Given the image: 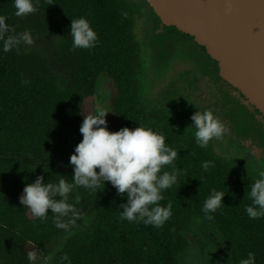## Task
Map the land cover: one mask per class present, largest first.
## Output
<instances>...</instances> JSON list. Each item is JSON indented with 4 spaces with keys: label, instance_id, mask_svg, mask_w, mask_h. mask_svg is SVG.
<instances>
[{
    "label": "trees",
    "instance_id": "obj_1",
    "mask_svg": "<svg viewBox=\"0 0 264 264\" xmlns=\"http://www.w3.org/2000/svg\"><path fill=\"white\" fill-rule=\"evenodd\" d=\"M14 13L13 0H0V14L17 31L56 39L55 58L66 73L55 71L47 55L34 49L0 52V264H28L33 244L51 257L50 264H180L190 245L189 234L198 226L208 231L206 223L223 241L226 264H239L249 251L256 254V264H264V219H249L244 211L251 203L246 193L257 178L220 156L211 142L198 147L195 130L189 127L191 117L171 98L155 103L146 97L142 47L135 32L137 11L129 0H52L51 5L41 0L35 14ZM82 16L90 20L99 43L91 51L73 52L71 19ZM165 47L168 53L172 50ZM200 47L215 65L210 74L223 80L218 62ZM102 77L115 85L108 95L112 111L105 117L109 131L135 129L142 123L163 132L166 143L180 150L176 165L187 171L164 192L160 203L171 202L173 215L161 228L122 221L120 205L126 197L118 195L110 182L95 192L79 188L70 194L69 202L80 197L76 207L83 213L71 231L54 226L51 210L41 222L20 204L24 187L37 176L43 175L45 183L58 182V175L72 178L70 156L83 139L84 117L97 108ZM207 160L215 167L205 173L200 165ZM212 189L226 194L224 205L209 221L201 208ZM61 238L65 243L60 246ZM202 250L210 258L206 264L222 263L218 249L211 253L203 242ZM64 256L68 260L62 261Z\"/></svg>",
    "mask_w": 264,
    "mask_h": 264
},
{
    "label": "clouds",
    "instance_id": "obj_2",
    "mask_svg": "<svg viewBox=\"0 0 264 264\" xmlns=\"http://www.w3.org/2000/svg\"><path fill=\"white\" fill-rule=\"evenodd\" d=\"M44 2L52 4V0ZM40 4L41 0H13L14 15L27 17L35 14ZM7 20L6 15L0 14V52H19L21 47L27 51L35 43L31 30L17 31ZM69 35L73 52L77 49L91 51L99 43L98 34L87 17L71 19ZM108 113L105 108L97 107L84 117L80 127L83 139L70 156L73 166L70 180L58 175V182L45 183L44 176L40 175L34 182L26 184L20 204L32 216L46 222L51 210L54 226L71 231L78 227L77 221L83 213L76 207L80 197L77 195L74 202H69L70 194L79 188L95 192L110 182L118 195L126 197L127 202L120 205L119 218L122 221L161 228L172 218L173 204L168 202L164 206L160 202L165 199L164 192L186 174V169L176 165L180 150L166 143L163 132L142 123L135 129L124 127L116 132L109 131L105 119ZM191 120L193 123L189 127L195 130V143L200 148H206L213 140H221L231 131L210 109L197 110ZM200 167L207 173L215 167V162L203 161ZM225 194L211 190L201 208L204 218L214 220L213 214L224 205ZM246 197L251 201L244 207L249 219H264V171H260L259 178L251 183ZM61 259L68 260V257ZM27 260L28 264H50L51 257L44 256L33 244V250L27 252ZM239 264H256V254L249 251L247 258L239 259Z\"/></svg>",
    "mask_w": 264,
    "mask_h": 264
},
{
    "label": "rangeland",
    "instance_id": "obj_3",
    "mask_svg": "<svg viewBox=\"0 0 264 264\" xmlns=\"http://www.w3.org/2000/svg\"><path fill=\"white\" fill-rule=\"evenodd\" d=\"M129 3L137 11L135 32L142 47L145 67L143 82L146 97L155 103L167 102L171 98L173 102H176L175 105H180L189 117L197 110L204 111L210 108L213 101L219 100L228 116V120L224 124L230 127L231 131L221 140L211 141L215 152L224 158L240 155L241 158L248 161L249 172L255 177L256 172L264 171V147L256 149L255 155L246 146L250 142H256V145L264 143V133L260 134V128H264V119L261 115L236 89L221 79L216 78L217 82L213 81L211 84L209 77L205 76L206 63L200 61L196 50L198 49L203 55L204 61L210 62V59L199 47L191 45L192 48L189 49L179 45L168 53L165 46L172 47L170 40L172 35L177 34L176 30L170 28L164 31L163 27L161 31H151L157 25V18L146 0H129ZM34 38L35 43L30 49L46 54L50 66L55 71L65 74L64 66L55 58L56 39L53 36H34ZM163 48L166 49L163 50ZM114 87L115 85L110 79L102 77L96 93L97 107L105 108L109 112L108 114L112 111L108 104V95ZM238 139H245L247 144L240 145ZM197 228L195 234L192 233L188 236L190 245L181 256L180 264H196L199 252L202 253L205 264L208 263L210 258L202 250L203 242L207 243L211 253L217 251L210 238V233L213 231H210L209 227L208 231L202 227L199 228V226ZM64 243L65 238H61L60 246ZM193 252L196 253L195 256H193ZM228 264L232 263L229 261Z\"/></svg>",
    "mask_w": 264,
    "mask_h": 264
},
{
    "label": "water",
    "instance_id": "obj_4",
    "mask_svg": "<svg viewBox=\"0 0 264 264\" xmlns=\"http://www.w3.org/2000/svg\"><path fill=\"white\" fill-rule=\"evenodd\" d=\"M164 25L205 46L220 76L264 116V0H146ZM226 264L219 236L211 232ZM198 264H205L199 252Z\"/></svg>",
    "mask_w": 264,
    "mask_h": 264
},
{
    "label": "flooded vegetation",
    "instance_id": "obj_5",
    "mask_svg": "<svg viewBox=\"0 0 264 264\" xmlns=\"http://www.w3.org/2000/svg\"><path fill=\"white\" fill-rule=\"evenodd\" d=\"M156 18H157V16H155ZM163 22L161 21V20H159V18H157V25H155L152 29H151V31H161L162 29H163ZM165 29H164V31H167V29H174V30H176V31H181V30H179L178 28L177 29H175V28H172V27H164ZM179 33H177L176 35H172L171 36V40H170V43L172 44L171 46H172V49L174 50V48H176V47H178L179 45L180 46H184L185 48H192L191 47V45H193V46H197V47H199L200 49H201V51L202 52H204V50L200 47L201 45L200 44H198L196 41H195V39H192V38H190V37H188V36H184V35H182V34H179ZM188 37V38H190V39H186V38H183V37ZM193 42V43H192ZM173 50H171V52L173 51ZM193 50V49H192ZM194 51V50H193ZM187 52V51H186ZM196 52H197V54H198V56H199V59H200V61L201 62H205L206 63V68H205V76H208V77H210L209 79L211 80V84H213V81L214 82H217L216 81V77L215 76H213V75H211L210 73H211V69H213L214 67H215V65L213 64V62L210 60V62H208V61H204V57H203V55L199 52V50L197 49L196 50ZM188 53H190V52H188ZM205 53V52H204ZM208 53V52H207ZM191 55H195V54H192L191 53ZM196 56V55H195ZM207 56V55H206ZM208 57V56H207ZM196 58V60H198L197 59V57H195ZM210 67V68H209ZM218 67H219V65H218ZM219 75H220V69H219ZM223 79V78H222ZM222 81H224V79L222 80ZM225 82V81H224ZM226 83V82H225ZM234 88V87H233ZM235 89V88H234ZM214 100H216V99H214ZM208 109H210V110H212L213 111V113L215 114V115H217L222 121H223V123H225L226 124V122H227V120H228V116H227V114H226V112H225V110H224V108H223V106L222 105H220V103H219V100H216V101H213V103H212V105L210 106V108H208ZM261 115V114H260ZM261 117L264 119V117L261 115ZM263 126H264V124H263ZM264 133V128H260V134L261 133ZM262 135V134H261ZM238 142L240 143V145H242V146H245L247 143V141L245 140V139H238ZM245 142V143H244ZM261 145H256V142L255 143H252V142H250L248 145H246L248 148H249V151L251 152V153H253V154H255L256 155V153H255V150L256 149H262V147H264V143H260ZM247 148V149H248ZM226 159L227 160H229V161H232V162H235L236 164H238V165H240L241 167H243V168H245V169H247L248 171H249V166H250V164L248 163V161L247 160H244L243 158H241L240 157V155H232L231 157H226ZM254 174V173H253ZM256 178H259V173L258 172H256ZM214 224H216V223H214ZM205 226L206 227H209L210 225L209 224H205ZM213 232H215V231H213ZM217 235H219L217 232H215ZM209 235V234H208ZM219 238H220V236H219ZM220 240L222 241V239L220 238ZM212 241V240H211ZM222 243H223V241H222ZM215 247L218 249V247H217V245H215ZM218 251H219V249H218ZM220 256V255H219ZM221 258V257H220ZM222 261V260H221ZM223 263V262H222ZM221 263V264H222ZM224 264V263H223Z\"/></svg>",
    "mask_w": 264,
    "mask_h": 264
}]
</instances>
